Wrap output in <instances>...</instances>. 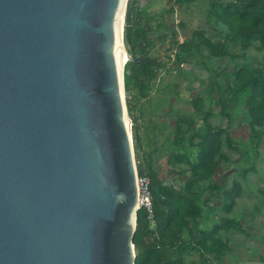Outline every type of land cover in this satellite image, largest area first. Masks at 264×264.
Masks as SVG:
<instances>
[{"label":"water","instance_id":"obj_1","mask_svg":"<svg viewBox=\"0 0 264 264\" xmlns=\"http://www.w3.org/2000/svg\"><path fill=\"white\" fill-rule=\"evenodd\" d=\"M128 2L0 0V264H136Z\"/></svg>","mask_w":264,"mask_h":264},{"label":"rangeland","instance_id":"obj_2","mask_svg":"<svg viewBox=\"0 0 264 264\" xmlns=\"http://www.w3.org/2000/svg\"><path fill=\"white\" fill-rule=\"evenodd\" d=\"M139 8L145 10L150 20L148 39L151 56L168 62L158 69L157 76L150 82L149 95L143 98L137 89L126 91V100H131L129 115L140 126L145 147L155 143L158 151L154 155L155 166L162 170L166 181L178 188L183 187L192 176V166L198 162L199 146L186 141L184 146L174 143L183 116H192L196 129L204 126L207 111L211 112L210 122L215 127H229L234 147L228 142L226 134L222 136L220 151L216 155V165L209 180L196 187L202 189L199 202L201 213L192 219V225L198 232L211 231L215 223L223 217L232 218L235 228L221 230L217 236L226 242L225 254L219 258L206 249L193 251L185 255L187 264H264V126L259 127L263 136L261 143L254 148L250 141L249 115L246 98L248 87L236 82L235 70L240 66L261 67L264 71V47L255 42L243 57L214 56L202 45L193 56L182 63L176 60L178 44L191 38L196 29H203L216 43L227 41L232 51L239 46L230 41V29L227 24L209 14L210 0H139ZM222 1V0H221ZM227 1V0H223ZM127 46V45H126ZM170 57V58H169ZM222 82L239 96L233 106L234 121L222 113L218 94L213 91L214 82ZM203 98L204 108L199 112L193 102ZM186 127V124H182ZM133 128V126H132ZM173 152L187 156L183 162H169ZM249 154L248 158L242 156ZM247 170V173L244 171ZM235 182L242 186V194L236 199L232 212L224 206L228 202L224 192L212 190L209 184L217 183L230 189ZM182 234L189 238V230L182 226Z\"/></svg>","mask_w":264,"mask_h":264},{"label":"trees","instance_id":"obj_3","mask_svg":"<svg viewBox=\"0 0 264 264\" xmlns=\"http://www.w3.org/2000/svg\"><path fill=\"white\" fill-rule=\"evenodd\" d=\"M139 0H129L125 23V42L132 59L125 65L126 91L137 89L138 93L146 98L150 91V82L156 78L158 69L168 60L151 56L148 39L150 22L145 17V11L139 8ZM209 14L227 24L230 29V41L238 45L239 51H232L227 41L216 43L203 29H196L192 36L178 44L176 60L182 63L193 56L196 49L205 45L214 56L243 57L246 51L258 42L264 47V0H210ZM170 58V57H169ZM236 82L243 87H248L249 94L246 105L249 115L250 141L257 148L263 136L259 127L264 126V71L261 67L240 66L235 70ZM218 94V102L221 111L229 120L234 121L231 109L238 102L236 92L226 87L222 82L216 81L212 87ZM131 112V100H127ZM197 111H203V98L197 97L193 102ZM211 112L207 111L204 117V126L196 129V122L192 116H183L178 120L177 133L174 143L184 146L186 141L199 146L198 162L192 166V176L183 187H176L166 181L161 169L154 163V155L158 151L157 145L145 147L144 138L140 133L137 118H134L133 136L136 152V160L140 176H148L151 180V189L154 200V213L156 227L151 228V220L145 208L139 209L137 230L134 236L136 245V264H187L185 255L193 251L206 249L212 251L217 258L225 254L226 241L217 234L221 230L230 231L236 224L232 218L223 217L215 223L211 231L198 232L192 225V219H196L201 213L202 206L199 197L202 189L197 190L202 182L210 179L216 165V155L220 151L222 136L228 137L231 147L234 141L231 138L229 127H215L210 122ZM186 124L183 127L182 124ZM249 154L243 152L242 156L248 158ZM187 160L184 153L173 152L168 161L183 162ZM247 173V170L244 171ZM210 189L224 192L228 202L225 210L232 212L236 199L242 194V186L235 182L230 189H223L221 185L212 183ZM189 230V238L182 234V226Z\"/></svg>","mask_w":264,"mask_h":264},{"label":"built area","instance_id":"obj_4","mask_svg":"<svg viewBox=\"0 0 264 264\" xmlns=\"http://www.w3.org/2000/svg\"><path fill=\"white\" fill-rule=\"evenodd\" d=\"M138 184L140 190L139 196V209L145 208L149 214V219L151 220V228L156 227V219L154 213V200L151 189V180L148 176L138 177Z\"/></svg>","mask_w":264,"mask_h":264},{"label":"bare ground","instance_id":"obj_5","mask_svg":"<svg viewBox=\"0 0 264 264\" xmlns=\"http://www.w3.org/2000/svg\"><path fill=\"white\" fill-rule=\"evenodd\" d=\"M120 55H121V58H123L124 60H128V53L124 49L120 48Z\"/></svg>","mask_w":264,"mask_h":264}]
</instances>
